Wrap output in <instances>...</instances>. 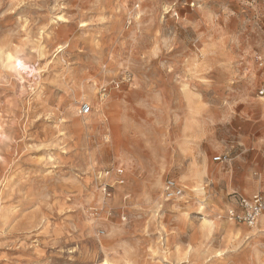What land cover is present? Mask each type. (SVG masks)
<instances>
[{"label":"rangeland","instance_id":"obj_1","mask_svg":"<svg viewBox=\"0 0 264 264\" xmlns=\"http://www.w3.org/2000/svg\"><path fill=\"white\" fill-rule=\"evenodd\" d=\"M259 56L264 0H0V264H264L227 217L264 198Z\"/></svg>","mask_w":264,"mask_h":264},{"label":"built area","instance_id":"obj_2","mask_svg":"<svg viewBox=\"0 0 264 264\" xmlns=\"http://www.w3.org/2000/svg\"><path fill=\"white\" fill-rule=\"evenodd\" d=\"M248 2L253 0H247ZM258 63L262 67L264 65L263 57L259 56ZM264 94V90L261 91ZM88 106L83 107V114L89 113ZM215 161L221 162L222 157H215ZM184 193V189L174 179H168L164 184V197L167 201H173ZM264 213V198L261 194L257 193L252 196H235L234 206L228 209L227 217L234 222L244 223L249 227H255Z\"/></svg>","mask_w":264,"mask_h":264},{"label":"crops","instance_id":"obj_3","mask_svg":"<svg viewBox=\"0 0 264 264\" xmlns=\"http://www.w3.org/2000/svg\"><path fill=\"white\" fill-rule=\"evenodd\" d=\"M254 195V194H253Z\"/></svg>","mask_w":264,"mask_h":264}]
</instances>
